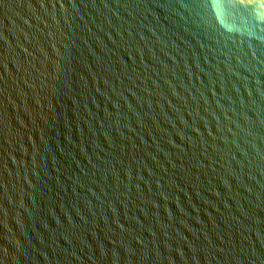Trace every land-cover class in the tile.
Returning <instances> with one entry per match:
<instances>
[{
    "label": "water",
    "instance_id": "1",
    "mask_svg": "<svg viewBox=\"0 0 264 264\" xmlns=\"http://www.w3.org/2000/svg\"><path fill=\"white\" fill-rule=\"evenodd\" d=\"M0 264H264V0H0Z\"/></svg>",
    "mask_w": 264,
    "mask_h": 264
}]
</instances>
